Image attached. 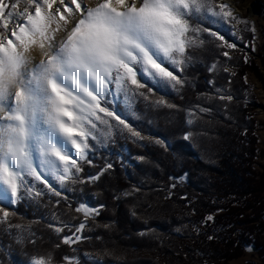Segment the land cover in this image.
I'll return each mask as SVG.
<instances>
[{
    "label": "trees",
    "instance_id": "16d2710c",
    "mask_svg": "<svg viewBox=\"0 0 264 264\" xmlns=\"http://www.w3.org/2000/svg\"><path fill=\"white\" fill-rule=\"evenodd\" d=\"M202 24L218 29L239 48L217 47L220 41L201 33L212 42L189 49L193 59L178 73L187 80L184 88L132 85L134 91L127 94L129 109L121 103L116 109L144 138L132 136L118 121L105 117L113 126L111 135L102 136V144L89 141L94 145L89 152L91 164L78 162L83 168L79 176L86 182H69L64 188L54 184L61 197L36 182L44 195L8 209L15 211L8 218L10 223L22 229L0 224V264H25L30 257L48 252L53 253L55 264H62L64 256H79L80 264H93L86 253L101 264H229L250 246L264 264V165L262 171L257 169L264 149L258 150L253 116L259 106L257 98L244 80L251 71L264 84V45L257 65L246 57L250 48L245 42L230 34V26ZM224 51L232 54L231 59L221 54ZM213 63L217 67L209 71ZM217 88L222 91L218 93ZM219 95L233 99L221 100ZM159 100L178 107L158 104ZM200 107L210 111L201 112ZM189 110L195 112L192 124L187 123ZM186 132L192 133L188 139ZM157 140L171 147L166 149ZM108 163L113 167L99 180L87 181ZM81 201L103 207L88 221L91 229H85L84 235L92 239L70 248L60 242V236L69 231L57 234L48 225L57 222L53 215L67 223H80L82 214L74 209ZM208 215L214 219L207 221ZM21 231L24 243L18 244ZM33 239L35 244L29 242ZM134 254L137 258L132 259Z\"/></svg>",
    "mask_w": 264,
    "mask_h": 264
},
{
    "label": "snow or ice",
    "instance_id": "6c2138e0",
    "mask_svg": "<svg viewBox=\"0 0 264 264\" xmlns=\"http://www.w3.org/2000/svg\"><path fill=\"white\" fill-rule=\"evenodd\" d=\"M21 3L25 5L22 9ZM57 3L60 6L53 11ZM70 4L75 7L65 0H0V224L8 227L22 229L10 223L8 218L15 211L8 209L45 194L36 182L57 197L62 192L50 181L60 188L69 182H86L79 176L83 168L78 160L91 164L89 152L94 145L89 141L102 144L101 137L111 135L113 126L105 117L118 121L132 136L144 138L118 109L107 107L108 103H116L121 93L127 97L134 91L132 85L145 88L151 83L155 88L177 91L184 88L187 80L178 73L193 59L189 49L212 42L201 33L220 41L217 47L237 48L218 29L204 27L202 22L215 26L231 18L248 23L218 0H70ZM37 49L40 59L35 62ZM221 54L231 59L228 51ZM216 67L213 63L209 71ZM218 98L233 99L231 95ZM157 103L178 107L164 100ZM194 115L188 111V124L193 123ZM191 135L186 132L184 138ZM156 143L171 147L164 140ZM112 167L108 163L87 181L99 180ZM100 207L103 205L89 206L81 201L74 209L82 214L80 223H67L53 215L57 222L48 226L57 234L67 229L70 234L61 235L60 242L72 248L92 239L84 232L91 229L88 221L99 215ZM132 214L136 215L135 211ZM213 219L212 215L206 217L207 221ZM16 242L24 243L22 231ZM29 242L35 244L36 240ZM246 250L252 251L250 247ZM85 257L101 264L87 253ZM63 262L80 264V258L64 256ZM25 264L55 261L48 252L30 257Z\"/></svg>",
    "mask_w": 264,
    "mask_h": 264
},
{
    "label": "rangeland",
    "instance_id": "374dc122",
    "mask_svg": "<svg viewBox=\"0 0 264 264\" xmlns=\"http://www.w3.org/2000/svg\"><path fill=\"white\" fill-rule=\"evenodd\" d=\"M218 3L228 5L233 11L235 17H237L238 19L246 20L248 22L247 24H241L238 23L236 20H231V18H229L228 21H222L220 23H225L226 26L231 27V33H234V35L232 36L235 37L238 41L245 42V46L250 48L249 52H246V57L254 59L257 65H260L259 56L263 55L262 47L264 45V0H218ZM65 4L70 6V0H65ZM24 6L25 5L21 3L20 9H22ZM59 6V3H57V5L53 7V11H55V7ZM253 27L255 28V31L251 30ZM237 48L239 47L237 46ZM237 48L228 50H236ZM230 56H232L231 53ZM245 77H247V81L245 82L250 86L252 92L257 98V103L259 105L253 111V116L256 119V135L258 137V150L260 151L264 149V84L259 79V77L251 71H249L245 75ZM109 99H111V97H109ZM102 103L105 104L104 101H101V104ZM119 103H121V105L126 110H128L130 107L129 98L128 96L125 97L124 93H121L119 95L116 103L111 104L113 105V108H117ZM108 105L109 104H107L106 106L109 107ZM119 114H121V112H119ZM121 116L122 118H125V116H123L122 114ZM257 163V169L259 171H262L261 167L262 165H264V159L258 157ZM50 183H53V185L56 184L55 181H50ZM250 248L252 249V251L245 250V253L241 257L230 260L229 264H261L262 259L259 252L252 246H250ZM150 256L151 255H149V257ZM130 257L132 259H135L137 258V254H134ZM88 260L95 264V261H92V259Z\"/></svg>",
    "mask_w": 264,
    "mask_h": 264
},
{
    "label": "bare ground",
    "instance_id": "6f19581e",
    "mask_svg": "<svg viewBox=\"0 0 264 264\" xmlns=\"http://www.w3.org/2000/svg\"><path fill=\"white\" fill-rule=\"evenodd\" d=\"M70 7H73V8H74L75 6H73V5L70 4ZM34 55L36 56V61H35V62H38L39 59H40V56H39V50H38V49L36 50V52L34 53ZM74 158H75V157H74Z\"/></svg>",
    "mask_w": 264,
    "mask_h": 264
}]
</instances>
